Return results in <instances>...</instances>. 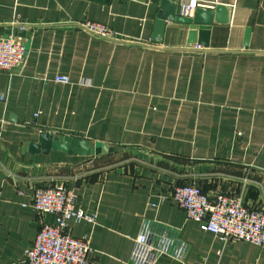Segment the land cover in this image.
Instances as JSON below:
<instances>
[{
    "label": "crops",
    "instance_id": "crops-1",
    "mask_svg": "<svg viewBox=\"0 0 264 264\" xmlns=\"http://www.w3.org/2000/svg\"><path fill=\"white\" fill-rule=\"evenodd\" d=\"M197 1L213 11L206 34L193 43L191 26L167 21L157 43L164 0H0L4 34L17 20L37 24L18 32L25 65L0 72V264H26L42 223L55 221L29 206L32 189L60 184L97 216L70 223L89 238L91 264H132L145 220L177 229L190 247L183 264H264V247L224 243L168 199L195 183L264 212V0ZM82 21L125 42L91 36ZM42 133L83 138L93 153L32 154Z\"/></svg>",
    "mask_w": 264,
    "mask_h": 264
},
{
    "label": "built area",
    "instance_id": "built-area-1",
    "mask_svg": "<svg viewBox=\"0 0 264 264\" xmlns=\"http://www.w3.org/2000/svg\"><path fill=\"white\" fill-rule=\"evenodd\" d=\"M178 5L179 15L185 18L192 17L198 8H206L197 0H178ZM36 25L17 20L9 25L14 30L8 34L0 27V72H16L25 65L29 48L18 32ZM75 27L103 40L125 42L105 24L82 21ZM54 81L70 83L67 76H56ZM1 100H5L4 95ZM168 199L179 205L189 220L197 222L202 230L214 234L222 242L241 241L264 247V212L248 207L241 196H211L191 183L174 186ZM30 200L29 206L38 215H52L55 221L42 223L36 240L26 252V264H91L93 249L89 238L73 236L70 223L86 221L95 225L96 214L77 209L76 196L64 184L33 188ZM166 200L167 197H160V202ZM178 234L173 227L145 220L135 241L132 264H156L162 257L183 264L190 247Z\"/></svg>",
    "mask_w": 264,
    "mask_h": 264
},
{
    "label": "water",
    "instance_id": "water-1",
    "mask_svg": "<svg viewBox=\"0 0 264 264\" xmlns=\"http://www.w3.org/2000/svg\"><path fill=\"white\" fill-rule=\"evenodd\" d=\"M178 0H164L162 3L161 11L155 25V33L153 40L157 43L162 42L163 34L166 29V22H179L191 26L192 30L189 33V41L195 43L197 32L206 34L205 31L209 30L213 19V11L197 9L193 17L185 18L177 16L176 3ZM221 6L217 10H223ZM218 16V15H216ZM104 146V152L107 150ZM49 152L50 150L62 151L68 154H75L79 156H91L93 148L91 143L80 137H72L65 135H55L53 133H42L40 136L39 144H32L30 152L32 154L40 153L41 151Z\"/></svg>",
    "mask_w": 264,
    "mask_h": 264
}]
</instances>
